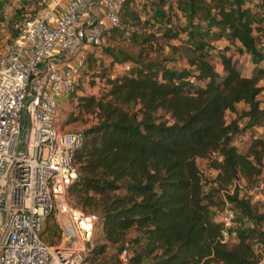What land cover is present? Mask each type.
<instances>
[{
  "label": "trees",
  "instance_id": "trees-1",
  "mask_svg": "<svg viewBox=\"0 0 264 264\" xmlns=\"http://www.w3.org/2000/svg\"><path fill=\"white\" fill-rule=\"evenodd\" d=\"M248 2L208 0L206 18L216 30V39L237 43L239 53L255 56L253 33L262 30L264 19L244 5ZM127 3L122 2L120 24ZM17 32L10 35L9 43ZM181 51L185 69L172 71L157 63L130 67L105 80L107 89L99 99H79L96 122L81 132L82 144L74 156L77 176L68 188V199L79 209L97 212L105 243L121 244L130 229L136 233L130 264L143 260L147 264H257L252 245L258 241L257 222L264 221V214L254 219V228L238 231L233 242L220 244L219 223L211 219L210 208L215 205L213 198L226 192L234 180L250 186L263 173L264 110L258 96L264 73L241 76L231 57L225 52L211 55L201 40ZM215 58L220 73L215 71ZM238 104L245 110L226 123L224 114L234 112ZM158 112L166 118L160 119ZM257 129L261 133L252 136L246 151L239 153L235 139ZM197 160L207 161L216 171V190L203 192ZM226 199L235 209L250 213L251 202L238 198L237 190ZM43 233L46 239L55 233L58 238L54 224H45ZM100 253L95 247L92 255Z\"/></svg>",
  "mask_w": 264,
  "mask_h": 264
},
{
  "label": "built area",
  "instance_id": "built-area-1",
  "mask_svg": "<svg viewBox=\"0 0 264 264\" xmlns=\"http://www.w3.org/2000/svg\"><path fill=\"white\" fill-rule=\"evenodd\" d=\"M122 2L70 0L52 25L49 16L29 17L0 54V264H86L96 247L97 216L73 207L67 195L77 176L74 156L82 135L61 129L57 121L58 99L68 100L79 77L58 68L55 58L100 48L104 34L120 25ZM213 158L221 162L218 155ZM235 185L241 188L234 183L225 196ZM242 192L243 199L264 204V173ZM235 217L233 204L224 198L218 243L234 241ZM47 219L58 231L52 246L41 239ZM260 247L253 243L255 254ZM117 259L130 264L127 248Z\"/></svg>",
  "mask_w": 264,
  "mask_h": 264
},
{
  "label": "rangeland",
  "instance_id": "rangeland-1",
  "mask_svg": "<svg viewBox=\"0 0 264 264\" xmlns=\"http://www.w3.org/2000/svg\"><path fill=\"white\" fill-rule=\"evenodd\" d=\"M32 3V10L21 8L15 11L10 7H16L17 4L11 0H0V51L3 46L9 43L10 35L17 32L23 21L29 17H33L34 11L47 9L46 3ZM208 0H128L125 12L121 17V24L118 29L109 31L103 36V43L98 49L84 48L80 53L83 66L78 70V87L71 95L72 100H67L65 104L59 107L57 112V121L61 129L65 131L82 132L96 122L93 114L85 112L79 105V99L83 97L93 96L99 99L106 91V79H112L116 76L126 73L130 67L138 68L148 63H157L172 71H180L186 68L181 49L191 45L193 42L202 41L207 45V50L211 55L225 52L231 57L232 61L240 68V74L243 77L251 76L254 71L264 73V22L261 23L262 30L254 32L256 38V53L251 56L245 52H238L240 46L229 44L224 39H216V30L208 26L206 18V7ZM257 17L264 19V0H250L248 4H244ZM22 13H25L24 16ZM169 30L170 32H166ZM185 30V31H183ZM2 52H0L1 54ZM217 58L213 60L215 71L220 73V66ZM78 59H76V63ZM260 86L264 93V78L260 80ZM260 107L264 110V96L259 95ZM136 109V108H134ZM129 110V108H127ZM245 107L242 105L235 106L234 112H226L224 120L226 123L238 117ZM160 119H165L161 112L156 114ZM239 125L244 123L240 120ZM260 129L248 131L243 136L235 139V145L239 153H244L252 136L259 135ZM201 185L204 193L216 190L213 179L216 171L209 167V163L205 160H197L196 162ZM262 172L264 173V158L262 159ZM239 183L241 188L236 185L233 192L237 190V196L243 197V187L245 185L241 180L237 179L232 182ZM231 184V185H232ZM229 190V187L226 191ZM226 196L224 191H220L216 195L210 208L211 219L219 222L222 209V200ZM71 205L79 209L75 205L73 199L70 198ZM80 210L98 215L96 211L90 208H81ZM236 217L232 233L235 235L238 231L247 230L256 226L255 218L264 214V205L261 202L250 204V213L243 210L235 209ZM46 225L54 224L48 219ZM257 243L260 244V250H257L259 259H264V221L257 222ZM48 227V226H47ZM44 229V227H43ZM43 231V230H42ZM47 233V232H46ZM46 233L41 232V239L47 245H55L57 242L55 236L46 239ZM136 233L130 229L124 239V243L110 245L103 241L100 225H96L93 233V240L96 247L101 249L100 254L90 255L86 259V264H119L117 255L122 248H127L130 259L134 257L133 239ZM148 260H143L140 264H147Z\"/></svg>",
  "mask_w": 264,
  "mask_h": 264
},
{
  "label": "crops",
  "instance_id": "crops-1",
  "mask_svg": "<svg viewBox=\"0 0 264 264\" xmlns=\"http://www.w3.org/2000/svg\"><path fill=\"white\" fill-rule=\"evenodd\" d=\"M69 1L70 0H48L46 2H41V0H39L38 4L46 3L47 9H44L42 11L36 10V12L34 11V13L32 15L33 16H42V15L43 16L44 15L49 16L48 24L52 25L53 24V18L56 17L64 9V7L66 6V4ZM16 4H17V6L16 7H10V10L15 11V10L20 9V8L32 10V3H30V4H24V3L18 4V3H16ZM0 37H2L1 33H0ZM5 47L6 46H3L0 52L3 53L5 50ZM76 59H78L77 63H76ZM55 63L57 64L58 68H60V69H65V68L72 69L74 71L75 75L78 76V70H79V67L81 66V57H80V54L73 55L72 53L66 52L63 54H58L57 57L55 58ZM247 77H249V76H247ZM66 101L67 100H65L63 98L58 99L59 107L63 106ZM239 105H242V104H238L236 106H239Z\"/></svg>",
  "mask_w": 264,
  "mask_h": 264
}]
</instances>
